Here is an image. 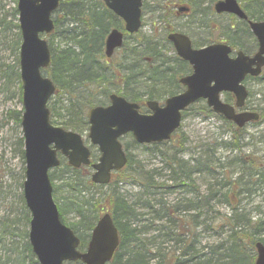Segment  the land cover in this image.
Wrapping results in <instances>:
<instances>
[{
	"label": "trees",
	"instance_id": "1",
	"mask_svg": "<svg viewBox=\"0 0 264 264\" xmlns=\"http://www.w3.org/2000/svg\"><path fill=\"white\" fill-rule=\"evenodd\" d=\"M165 1V0H164ZM190 6V15L197 16L195 26L203 33L202 40L192 39L194 46H201L205 42L213 41L211 32L215 29L213 24V11L211 3L213 0H186ZM208 1L209 5L202 6V3ZM169 2V0H166ZM243 6L250 18L264 20V0H244ZM162 18L161 39L154 36H141L136 43L129 45L127 43L130 36L124 40L123 46L118 50L121 53L119 62L114 67L102 64L103 58L102 46L106 33L112 27H122L121 20L109 11L101 0H60L57 9L53 12L54 30L50 37L61 36L63 39L58 47L52 46V41L47 40L50 49L49 66L42 70L45 76L49 77L55 86V92L48 101L50 120L55 125H60L65 129L81 132L87 127V110L95 105H104L107 101L101 99L95 101V95L99 94L104 99L112 90L108 89L107 82L109 78L118 85L114 88L115 93L124 96L126 99L140 104V110L145 111L144 101L160 100L179 92L182 86L178 82V77L190 71V66L175 54L167 55V50L163 51L164 44H168L173 52L170 43L165 38V31L181 30L188 33L184 28L168 26L166 24L169 16V9L164 6L160 12ZM66 21L65 28L61 29L59 24ZM228 25L221 26V33L229 41L232 48L250 51L251 47L246 41L249 30L247 26L238 22L233 30ZM15 29L14 36L10 40L11 50L14 53V62L1 69L5 81H11L13 85L16 82L17 95L20 99L21 83L18 70V50L20 44V33L17 23V10L12 8V19L5 21L0 15V37H5L6 30ZM4 33V34H3ZM3 34V35H2ZM134 36H138L134 34ZM4 39V38H3ZM142 62V64H141ZM172 64V65H171ZM109 75V76H108ZM141 83L143 85H141ZM143 86V89H136ZM84 88V91L79 88ZM229 97V95H226ZM226 99L228 100V98ZM65 100V102H64ZM63 110V113L59 111ZM65 111V114H64ZM9 116L14 120V124L19 126L21 110H9ZM184 114V113H183ZM260 118L264 119V114L260 113ZM229 125L231 123L227 122ZM233 134L240 129L233 125ZM175 133H173L171 140ZM20 158L23 161V141L22 137L18 140ZM159 143H151L147 146H157ZM127 144H125V147ZM127 149V148H126ZM182 149V141L177 150ZM94 157V154H92ZM174 160V161H173ZM175 157L171 163H175ZM133 159L128 153V161L125 167L115 173V179L108 184L99 185L90 180V171L88 168H73L61 158L58 167L49 172V178L53 186V197L58 201L57 207L59 216L63 223L68 225L79 237V249H83L88 241L89 234L95 222L103 212H109L117 228L119 235V245L112 259L108 264H150L147 256V248L141 243L140 234L144 229L145 233L152 229L154 221L164 220L160 229L165 232L167 238L175 240L177 248L181 249L179 253L174 251H165L161 248L158 251L159 257L154 264H210V257L196 254L195 246L191 240L186 242L187 235H193L196 227V215H181V210L187 207L178 208L177 206H165L161 203L157 209L150 205V211L153 214L147 219L144 228H137L134 220L138 217L133 205L115 189L116 181L123 178L126 170L132 166ZM173 174L175 170L173 168ZM137 176H140L137 173ZM187 173L183 176L175 177V182L184 183V179H189ZM181 178V180H179ZM183 178V179H182ZM60 181L56 183L55 181ZM149 185L153 186L155 182L151 179ZM157 187L162 186L156 184ZM65 187L67 193L59 197L56 193L60 188ZM105 188L103 191L102 189ZM20 198V218L23 229L19 233L21 239L14 240L17 229L13 227L9 233L11 237L8 242V252L2 264H38L27 239V228L29 222V213L24 204L22 193ZM206 198V199H205ZM208 197H200L193 201L197 207H202V203H207ZM196 206H194L195 208ZM180 211V212H179ZM72 213V220L67 221L65 215ZM146 220V219H145ZM12 227V226H11ZM231 228L232 237L244 240L245 238L250 253L244 254V246L238 242H232L226 247L225 253L221 258L220 264H253L255 259L254 243L260 241L264 244V219H258L256 222L248 221L240 228ZM159 229V230H160ZM176 235V236H174ZM183 236V237H181ZM223 259V260H222ZM9 261V262H8ZM225 261V262H224ZM65 264H81L80 261L66 262Z\"/></svg>",
	"mask_w": 264,
	"mask_h": 264
},
{
	"label": "water",
	"instance_id": "2",
	"mask_svg": "<svg viewBox=\"0 0 264 264\" xmlns=\"http://www.w3.org/2000/svg\"><path fill=\"white\" fill-rule=\"evenodd\" d=\"M143 0H104L105 5L124 21L127 32L140 27V7ZM58 0H17L18 25L21 42L18 54L21 81L22 115L20 128L23 137L24 180L23 199L30 214L28 242L38 264H63L80 260L83 264H106L118 245V234L109 213H104L91 230L87 247L78 250L79 238L70 227L61 222L57 205L52 196L48 176L50 169L59 164L57 153L67 159L72 167L89 164L90 151L80 134L50 123L47 103L54 92L51 80L41 74L48 66L50 52L40 33H50L53 28L51 13ZM216 12H229L240 18L246 15L236 0H218ZM186 11V7H180ZM258 48L252 55L237 51L234 57L224 43H212L193 48L188 36L172 32L167 38L181 59L191 66V73L180 77L184 90L167 97L162 105L157 101L146 102L149 113H141L135 102L115 93L109 95V103L88 110L87 137L97 146L99 157L91 164L94 183L106 184L111 171L121 169L127 156L118 138L130 132L138 143L168 140L179 127L181 111L204 99L215 113L241 127L258 119L251 111L236 113L234 106L242 107L247 90L242 83L246 75L256 76L264 65V21H249ZM123 34L112 29L104 42V53L109 57L121 46ZM222 92H231L234 106L220 99ZM254 264H264V244H254Z\"/></svg>",
	"mask_w": 264,
	"mask_h": 264
},
{
	"label": "rangeland",
	"instance_id": "3",
	"mask_svg": "<svg viewBox=\"0 0 264 264\" xmlns=\"http://www.w3.org/2000/svg\"><path fill=\"white\" fill-rule=\"evenodd\" d=\"M239 2L243 4L244 0ZM209 3L205 1L202 5L206 6ZM15 5L16 0H0V15L5 21L12 19V8ZM184 5H188L186 0H169V2L146 0L142 26L136 33L138 36L131 35L127 43L133 45L141 36L149 35L161 39L163 22L160 12L163 6L165 10L169 9L170 14L166 22L168 26L184 28L191 37L202 40L204 35L195 26L197 16L175 13L178 6ZM214 19L221 26L233 23L235 29L234 18L231 15L223 14ZM65 26H67L66 21L62 20L59 27L64 29ZM221 26H216L211 32V37L222 38L219 37L222 35ZM14 32L15 29L10 28L6 30L5 37H0L1 69L14 62L15 55L10 48V40ZM246 35V41L251 47L252 36ZM43 37L47 40L50 38L53 47H58L63 39L61 36L50 37V34H44ZM162 50H167L168 56L173 55L166 43ZM120 57L121 53L117 51L112 58L107 60L101 58V61L102 64L106 63L104 64L106 66L114 67ZM114 70L118 72L116 66ZM10 82L8 81L7 84L0 71V264L5 260L8 252V242L11 240L9 233L15 227L17 230L14 231L16 235L13 239L19 240L21 239L19 233L24 228L19 220L14 222L20 218L19 196L22 193L24 161L21 160L18 151L20 148L18 140L22 137L21 129L14 124V120L8 114L9 110L21 109L16 82L13 85H10ZM107 84L112 92L118 86L113 78H109ZM138 88L144 87L140 86L136 89ZM247 88L249 96L246 107L264 114V69L258 78L248 81ZM79 89L84 91L82 87ZM94 99L107 101L99 94L95 95ZM61 112L63 113V110L59 111ZM232 128L233 124L229 125L209 110L204 100H198L184 111L172 140L160 142L153 147L138 144L131 136L124 137L127 152L132 156L133 163L114 186L139 214L134 220L138 229L144 228L147 219L153 215L150 205L155 209L160 207L161 203H165L166 207H187V209L182 208L184 210L179 211L180 214H193L197 217L193 235H187L186 242L192 241L196 254L202 256L206 254L205 258L210 257V264H220L226 247L232 242L239 241L244 246V254L251 252L245 238L241 240L232 237L230 230L234 227L240 229L247 220L256 222L258 219H264V119L249 122L236 133V136ZM86 133L87 127L81 131V134L86 144H89ZM181 141L182 149L177 150ZM173 157L176 159L175 163H171ZM137 173L140 176H137ZM185 173L189 179H184L182 184L179 181L175 182V177L183 176ZM151 179L155 182L153 186L148 184L151 183ZM55 182L60 183L59 180ZM156 184L162 186L157 187ZM102 190L104 191L105 188ZM66 193L65 187L60 188L56 193L58 200L61 201L59 197ZM201 196L208 197L207 203L204 201L202 207H197L193 201ZM65 218L71 221L72 213L66 214ZM165 222L154 221L151 230L145 233L144 228L141 231V243H144L148 250L147 259L150 264L155 263L161 248L168 252L174 251L176 254L181 251L177 248L179 244L176 245L173 237L167 238L164 235L166 231L160 229Z\"/></svg>",
	"mask_w": 264,
	"mask_h": 264
},
{
	"label": "flooded vegetation",
	"instance_id": "4",
	"mask_svg": "<svg viewBox=\"0 0 264 264\" xmlns=\"http://www.w3.org/2000/svg\"><path fill=\"white\" fill-rule=\"evenodd\" d=\"M103 1V0H102ZM103 3H104V1H103ZM247 19H242V20H240V22L242 23V24H245L246 26H247ZM234 24H235V26H236V23L234 22ZM230 27V26H229ZM231 28H233L232 26H231ZM257 49V46H256V42L254 43V45H253V48H252V50L251 51H248L247 52V54L248 55H252L253 53H254V51ZM252 79H254V77L253 76H251V75H246L245 76V78H244V81H243V83H244V85H245V87H246V89L248 90V88H247V83H248V81L249 80H252ZM227 95H229V97H227L228 98V100H227V102H231L232 104L234 103V96L232 95V94H227ZM243 110H248V108L246 107V106H244V107H242V108H239V109H235V111L236 112H238V111H243Z\"/></svg>",
	"mask_w": 264,
	"mask_h": 264
}]
</instances>
